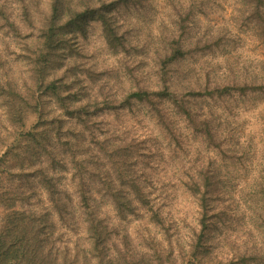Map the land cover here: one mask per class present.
Instances as JSON below:
<instances>
[{
	"label": "trees",
	"instance_id": "1",
	"mask_svg": "<svg viewBox=\"0 0 264 264\" xmlns=\"http://www.w3.org/2000/svg\"><path fill=\"white\" fill-rule=\"evenodd\" d=\"M155 1L15 0L17 10L10 12L0 0V101L10 128L19 130L0 161L9 171H17V180L27 181L35 193L0 195V264H174L163 204L148 172L153 167L152 150L129 138L121 130L122 122L113 126L105 116L141 104L169 144L179 132H196L225 159L210 104L233 90H262L263 97L264 73L242 82H220L225 78L210 82L207 74L205 82L200 80L194 64L211 49L213 37L195 36L181 15L172 17V31L159 38V47L150 52L143 43L146 49H141L137 39L129 40L130 29L120 23L121 16L145 15ZM252 1L264 43V0ZM90 20L99 23L105 49L118 57L117 71L82 62L78 40L86 38ZM12 51L20 53L17 77L4 60ZM123 52H129V59L122 58ZM139 55H144V62L133 61ZM115 83H121L119 88ZM213 164L197 169L196 176L183 182L199 206V232L191 229L196 235L190 243L192 264L200 262L197 253L207 251L209 243ZM65 177L71 180L72 191L57 186ZM34 183L43 188L50 207L29 204L40 201L37 186L31 187ZM131 220L146 231L150 224L161 227L167 247L151 231L137 250H130L128 235L116 244L120 223Z\"/></svg>",
	"mask_w": 264,
	"mask_h": 264
},
{
	"label": "rangeland",
	"instance_id": "2",
	"mask_svg": "<svg viewBox=\"0 0 264 264\" xmlns=\"http://www.w3.org/2000/svg\"><path fill=\"white\" fill-rule=\"evenodd\" d=\"M4 1L10 12L17 10L15 0ZM254 6L252 0H156L154 9L147 10L144 16L123 14L120 23L130 29L128 36L131 42L137 39L141 49L147 48L153 52V49L160 45L159 38L172 31V17L179 18L181 15L180 17L194 28L195 36L204 34L209 38L213 37L210 42L211 49L194 64L195 76L204 82L206 74L210 82L224 78V81L220 82H230L234 79L242 82L243 78L252 74L264 73V70L262 71L264 43L255 24L257 18ZM261 7L264 14V4ZM122 10L125 12L124 7ZM86 31V38L78 40L83 47L82 62H94L98 67L117 71L118 57L105 49L99 23L90 20ZM1 38L0 34V51ZM6 40L9 42L7 38ZM214 40H217V43H214ZM143 43H146V48ZM12 48L13 45L10 50ZM128 53H121L122 58L129 59ZM19 55V52L12 51L4 57L6 66L14 77L19 75L17 71V64L21 63V59H17ZM143 57L144 55H139L133 61L144 62ZM120 84L115 83V88H119ZM112 86L115 90L114 85ZM262 94V90L245 93L233 90L213 105L210 104L215 110L213 122L216 124L215 131L221 134L225 159L220 157L214 145L208 144L196 132H179L169 144L164 133L145 115L147 109L141 104H134L129 109L123 108L117 113L106 114V121L111 122L113 126L122 122L121 130L129 133V138L146 143L148 149L152 150L150 162L153 167H150L148 172L155 184L154 190L159 194L158 201L163 204L165 226H169L174 251V264H192L193 257L188 259L191 253L190 243L196 240V235L191 229L195 228L196 232H199L198 200L187 190L183 182L196 176L197 169L213 163V166H210L213 170L211 177L213 182L208 190V197L212 198L210 202L213 206L207 233L209 253L206 256V250L197 253L200 262L195 261L196 264H264ZM4 108L0 101V160L7 145L14 141L13 134L19 133V130L10 128L4 116ZM97 120L102 121L100 115ZM177 125L182 128L183 122L178 120ZM16 172L9 171L0 161V195L4 191L8 194L34 193L29 186L27 188V181L17 180ZM70 181L67 177L61 178L57 181V186L72 191L74 186ZM31 187H36L37 198L40 201L34 200L29 204L37 209L49 206L43 188L36 183ZM101 204L105 208L107 203L101 199ZM2 215L0 207V221ZM110 219L114 220L113 212ZM120 225L114 242L119 245L120 238L128 235L130 250L143 247L142 238L148 235V231L154 233L156 239L164 242L162 240L164 230L161 227L150 224L146 231L145 226L136 220L123 221ZM56 229L59 230L60 226ZM165 244L167 247V240Z\"/></svg>",
	"mask_w": 264,
	"mask_h": 264
}]
</instances>
